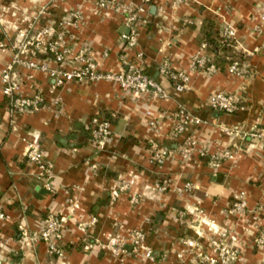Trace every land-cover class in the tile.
Returning <instances> with one entry per match:
<instances>
[{"label": "crops", "instance_id": "obj_1", "mask_svg": "<svg viewBox=\"0 0 264 264\" xmlns=\"http://www.w3.org/2000/svg\"><path fill=\"white\" fill-rule=\"evenodd\" d=\"M122 1L146 7L147 23L137 29V49L144 54L145 73L168 98L123 95L105 80L52 91L46 74L19 69L26 94L37 88L47 106L57 99L60 107L13 113L0 81V209L6 215L0 222V264H198L185 242L195 240L207 251V239L222 230L230 233L238 251L236 264H264V247L255 243L264 229V23L259 18L264 0H187L176 7L165 0ZM95 2L0 0V39L6 45L0 50V78L15 44L26 35L35 37L41 28L57 26L74 10L83 25L69 29L75 40L66 42L75 51L81 44L90 46L99 72L118 73L126 52L120 37L127 29L121 16L96 11ZM226 26L235 31L234 44L219 48L217 72L191 71L200 44L207 38L218 42V30ZM230 59L244 62L248 74H228ZM164 62L188 75L184 91L176 92L158 72ZM215 92L237 94L244 110L233 115L211 110L208 99ZM180 109L199 122L169 139ZM94 117L110 124L101 151L91 144L87 128ZM221 124L237 127V135L221 134ZM186 139L195 144L186 159L178 153L162 165L150 159L152 143L177 149ZM36 140L52 164L51 191L38 178L39 168L25 158L27 145ZM225 150L236 154L216 168L207 163L209 156ZM186 183L192 184L191 192L181 191ZM118 188L119 196L113 198L111 192ZM241 193L245 214H229L227 209ZM49 214L67 218L56 242L63 259L50 254L43 242L32 245L27 239ZM93 217L96 224L81 234L78 223ZM192 226H199L201 237ZM132 230L145 234L143 247L151 259L143 250L131 253L129 245L127 253L117 257L105 248L125 241ZM90 243L92 248L85 251Z\"/></svg>", "mask_w": 264, "mask_h": 264}, {"label": "built area", "instance_id": "obj_2", "mask_svg": "<svg viewBox=\"0 0 264 264\" xmlns=\"http://www.w3.org/2000/svg\"><path fill=\"white\" fill-rule=\"evenodd\" d=\"M67 1V0H54ZM169 2L171 7H176L187 0H165ZM95 9L98 12L111 11L122 17L123 25L128 30L127 34H122L121 39L124 42L123 50L126 51L120 56L121 69L118 73H101L98 66L92 58V50L90 46L81 44L77 51L74 50L72 44L66 42V38L71 41L75 37L69 33V29H80L83 20L78 10L71 11L67 18L62 20L57 26H46L38 30L35 37L27 38L15 44L13 47L15 52L12 60L4 67L1 72V92L8 103L9 110L13 113H30L45 108L57 110L60 107L59 100H52L49 106L46 105L42 92L35 88L31 94H26L23 89V80L19 73V69L27 72L39 71L52 81L50 90L64 88L71 83H94L101 80L112 82L117 85L121 94L135 98L141 96H150L159 99H167L168 94L163 90L156 81L147 75L144 71L143 60L144 54L137 49V29L147 23L146 7L140 5L132 7L125 4L122 0H96ZM260 20L264 23V8L259 15ZM37 19V18H36ZM219 40L225 46L230 47L234 44L235 31L232 27H220L218 30ZM6 45L0 39V50H5ZM199 51L192 58L190 70L194 72H204L214 74L217 72L216 66L213 64V55L207 52L206 43H201ZM128 52H133L129 58ZM42 56V57H40ZM226 71L228 74L241 77L248 74V70L244 62L238 59H230ZM158 72L167 77L173 84L176 92L184 91L189 77L181 71H173L170 64L164 62L160 65ZM28 80L32 81V76L27 73ZM208 106L213 111L224 114H236L244 110V106L240 102L237 94L215 92L208 99ZM264 111V107H263ZM176 122L170 131L169 139L176 138L184 133L189 124H197L199 121L188 112L180 109L174 115ZM154 128L155 122L149 123ZM90 132V142L97 150H103L110 137V124L104 119L94 117L87 126ZM221 134L233 138L238 133L235 126L219 125ZM194 143L186 139L177 149H171L168 146L152 143L150 145V159L156 165H162L167 159L172 158L174 154H180L186 159L190 151L194 147ZM236 153H230L225 150L219 154L209 156L207 163L216 168L224 161L233 158ZM200 157L205 158L207 155L204 151L200 152ZM25 158L28 163L39 168L38 178L43 181L44 188L51 191L50 180L52 179V164L46 159V156L38 141L30 142L25 150ZM95 169V166H92ZM262 179L264 180V174ZM162 190V188H160ZM164 189V188H163ZM121 188L111 192L113 198L119 196ZM193 186L190 183L184 184L181 191L191 192ZM135 201V199H133ZM229 214L242 216L246 212V202L243 193L234 197L233 203L227 209ZM6 218L5 213L0 209V222ZM66 216H55L49 214L45 220L43 227L35 233L29 234L27 239L32 245L43 242L50 254L57 259H63L64 251L57 245L60 238V232L66 224ZM207 223V222H206ZM96 224V218H90L87 222L80 221L77 230L86 235L89 229ZM195 233L200 236L197 231L199 226H192ZM197 231V232H196ZM145 234L140 230H132L128 233L126 240H118L113 244H106L105 248L110 251L113 256H122L126 254V245L131 248V253L137 254L143 250V256L151 259V252L144 249ZM209 249L204 251L195 240L185 242L186 246L194 249L195 258L198 264H236L239 260L238 251L230 243V233L226 230L217 231L213 236L207 239ZM255 243L264 247V229L259 230L255 239ZM93 244L84 246L87 251L92 248Z\"/></svg>", "mask_w": 264, "mask_h": 264}, {"label": "trees", "instance_id": "obj_3", "mask_svg": "<svg viewBox=\"0 0 264 264\" xmlns=\"http://www.w3.org/2000/svg\"><path fill=\"white\" fill-rule=\"evenodd\" d=\"M204 43H206V45H207V52H209V53H211L212 55H213V57H214V59H213V64L216 66V68H217V65H218V63L219 62H221L222 60H220V58L218 57V54H217V52H218V50H219V48L220 47H227V46H225L224 45V43L222 42V41H215V40H211V39H209V38H207L205 41H204ZM224 61V60H223Z\"/></svg>", "mask_w": 264, "mask_h": 264}, {"label": "water", "instance_id": "obj_4", "mask_svg": "<svg viewBox=\"0 0 264 264\" xmlns=\"http://www.w3.org/2000/svg\"><path fill=\"white\" fill-rule=\"evenodd\" d=\"M127 33H128V30L124 34H127Z\"/></svg>", "mask_w": 264, "mask_h": 264}]
</instances>
